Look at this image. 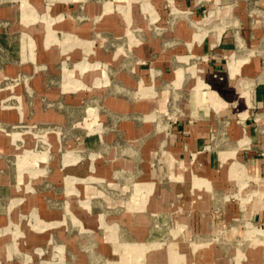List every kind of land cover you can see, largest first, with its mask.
Segmentation results:
<instances>
[{
  "label": "rangeland",
  "instance_id": "rangeland-1",
  "mask_svg": "<svg viewBox=\"0 0 264 264\" xmlns=\"http://www.w3.org/2000/svg\"><path fill=\"white\" fill-rule=\"evenodd\" d=\"M174 7L0 0V264H241L263 248L248 178L230 166L225 183L194 187L193 160L173 154L175 107L198 66L135 70L133 50ZM104 17L113 29H99Z\"/></svg>",
  "mask_w": 264,
  "mask_h": 264
},
{
  "label": "crops",
  "instance_id": "crops-1",
  "mask_svg": "<svg viewBox=\"0 0 264 264\" xmlns=\"http://www.w3.org/2000/svg\"><path fill=\"white\" fill-rule=\"evenodd\" d=\"M172 1L176 18L133 50L135 70L159 78L175 73L177 78L181 63L198 66V82L193 83L189 99H179L175 107L173 129L179 148L173 154L193 160L200 176H193V186L207 190L210 184L225 183L230 166L236 168L251 183L247 197L257 191L252 197L258 200L250 202L247 210L264 224V0ZM109 7L102 5L95 20ZM113 24L104 17L99 29H113ZM82 64L88 67L82 69ZM98 66L77 64L80 72ZM101 81L106 82L104 76ZM200 91L204 97L196 102ZM252 183L260 186L253 189ZM247 225L251 224L246 229ZM253 244L263 248H248L241 264H264V240Z\"/></svg>",
  "mask_w": 264,
  "mask_h": 264
},
{
  "label": "bare ground",
  "instance_id": "bare-ground-1",
  "mask_svg": "<svg viewBox=\"0 0 264 264\" xmlns=\"http://www.w3.org/2000/svg\"><path fill=\"white\" fill-rule=\"evenodd\" d=\"M255 230H256V232H258V233H260V234H264V231L261 230V229L256 228Z\"/></svg>",
  "mask_w": 264,
  "mask_h": 264
}]
</instances>
